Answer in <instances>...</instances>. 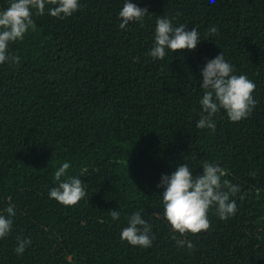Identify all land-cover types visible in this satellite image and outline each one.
Here are the masks:
<instances>
[{
	"label": "trees",
	"instance_id": "16d2710c",
	"mask_svg": "<svg viewBox=\"0 0 264 264\" xmlns=\"http://www.w3.org/2000/svg\"><path fill=\"white\" fill-rule=\"evenodd\" d=\"M124 2L79 0L63 19L46 5L43 16L33 10L35 29L9 44L20 62L0 64V214L11 204L16 215L0 264H264V0H131L149 14L122 30ZM158 16L195 27L196 49L147 55ZM222 51L255 83L258 103L245 119L221 110L215 130L199 129L201 69ZM205 161L239 185L237 210L220 219L212 207L208 230L181 236L157 185L182 163L200 174ZM64 162L61 180L84 183L74 206L49 197ZM137 211L155 235L147 248L121 239ZM18 237L31 240L22 255Z\"/></svg>",
	"mask_w": 264,
	"mask_h": 264
},
{
	"label": "clouds",
	"instance_id": "9594fccd",
	"mask_svg": "<svg viewBox=\"0 0 264 264\" xmlns=\"http://www.w3.org/2000/svg\"><path fill=\"white\" fill-rule=\"evenodd\" d=\"M215 0H210L214 3ZM46 5L48 13L56 18L63 19L71 16L80 7L79 0H10L6 9L0 10V64H18L20 57L10 54L9 44L22 41L29 29H35L32 19L33 10L36 15L45 14ZM149 14L147 8L138 7L131 0H125L119 11L121 23L120 29H125L129 22H143ZM179 15V13H177ZM211 34H216L218 29L213 26L209 29ZM201 40L198 30L193 27L186 30L185 24L174 26L167 16H158L155 24L154 45L147 55L153 59L163 60L167 55L166 49L175 52L177 50H195ZM204 94L200 100L202 112L196 123L199 129L209 128L215 130V115L224 110L232 122H238L247 118L258 103L253 98L256 85L244 74H235L233 66L226 61L222 51L214 58L208 60L201 69ZM70 168L69 162H64L54 173V178L59 181L58 186L49 191V197L65 206H74L86 195L84 183L76 177L61 180L66 170ZM226 170L218 163L205 161L202 164V173L193 175L188 163L180 164L170 175L162 174L157 187L164 189L162 203L164 217L171 228L184 236L187 233L196 235L210 228L208 219L209 209L215 207L220 219H227L235 215L236 201L231 199L240 192L239 185L232 184L227 179H222ZM254 176L255 173H252ZM241 195L240 199H243ZM7 215L0 214V238L7 236L13 225V217L16 211L13 205L4 209ZM120 212L111 210L113 220L118 219ZM121 239L132 246L143 248L150 247L155 235L152 226L142 218L139 211L134 212L129 218L127 226L121 231ZM179 247H193L191 241L177 239ZM15 252L22 255L31 240L17 238Z\"/></svg>",
	"mask_w": 264,
	"mask_h": 264
}]
</instances>
